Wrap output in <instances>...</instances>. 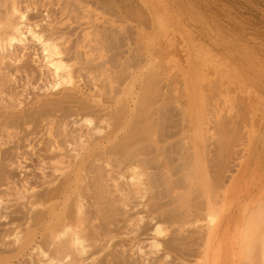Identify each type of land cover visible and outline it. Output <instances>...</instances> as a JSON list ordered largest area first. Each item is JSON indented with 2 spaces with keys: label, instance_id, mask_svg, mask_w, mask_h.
<instances>
[{
  "label": "bare ground",
  "instance_id": "bare-ground-1",
  "mask_svg": "<svg viewBox=\"0 0 264 264\" xmlns=\"http://www.w3.org/2000/svg\"><path fill=\"white\" fill-rule=\"evenodd\" d=\"M115 1L124 0L106 8ZM71 2L88 7L65 0L64 9ZM34 9L32 1L0 0L1 58L16 45L26 49L30 36L52 75L49 88L57 89L31 112L15 109L19 102L7 93L10 77L0 71V264H118L124 255L114 242L116 226L132 220L126 208L135 195L142 201L133 218L143 222L152 248L169 254V234L195 226L204 234L197 264H221L227 203L245 183L225 174L232 146L223 139L227 134L218 136L224 123L210 116L211 81L203 69L190 65L177 81L173 54L164 46L120 50L130 46L123 24L115 27L119 31L86 32L73 57L64 37L48 28V9L40 20L30 14ZM127 14V20H140L138 13ZM84 72L92 81L89 91L81 84ZM69 119L80 133L66 155L59 137ZM31 126L53 142L50 178L40 189L12 186L8 166L15 155L2 148L16 130ZM209 139L217 141L215 174L200 153ZM233 240L234 264H264V193L247 208Z\"/></svg>",
  "mask_w": 264,
  "mask_h": 264
},
{
  "label": "rangeland",
  "instance_id": "rangeland-1",
  "mask_svg": "<svg viewBox=\"0 0 264 264\" xmlns=\"http://www.w3.org/2000/svg\"><path fill=\"white\" fill-rule=\"evenodd\" d=\"M27 1L34 2L35 9L30 14L35 20L43 19L46 12L42 11L48 9L52 21L48 28L64 37L73 57L86 32L111 31L123 24L129 27L130 46L124 43L120 50L164 46L173 54L177 81L190 65L198 64L203 69L205 80L211 81L206 82L210 86L206 91L210 116L212 121L224 123V133L218 136L227 134L223 139L232 146L225 161V174L245 183L241 192L228 200L221 232L225 248L221 264L237 262L238 249L233 246V237L247 208L264 193V176L263 181L251 179L252 174L255 177L264 174V0H124L115 1L116 6L109 9L106 6L113 0H83L84 5L88 4L84 8L71 2L65 9V0H19L22 6ZM128 11L141 15L140 22L127 20ZM150 34L156 36L152 35L153 41H149L153 38ZM28 39L26 49L16 45L4 58L0 55V71L10 77L7 93L19 102L14 108L31 112L54 97L57 89L49 88L52 75L42 61L40 45L30 36ZM85 74L81 84L83 90L89 91L92 81ZM74 92L80 94L78 89ZM65 129L66 135L59 139L63 153L70 155L69 143L75 141L80 129L72 119ZM52 143L43 130L32 126L26 132L15 131V137L2 146L15 155L8 166L12 186L33 185L40 189L45 185L51 173L52 161L48 156ZM200 153L207 156L211 174L217 173L219 165L213 161L218 153L217 141H206V150ZM191 197L198 205L201 199L195 194ZM141 201L137 195L131 197L126 210L132 220L125 223L122 219L116 226L119 229L114 242L124 255L118 264H197L204 239L201 229L195 226L177 229L169 234L173 239L169 254L163 247L156 250L151 247L143 222L133 218L141 209L138 205Z\"/></svg>",
  "mask_w": 264,
  "mask_h": 264
}]
</instances>
